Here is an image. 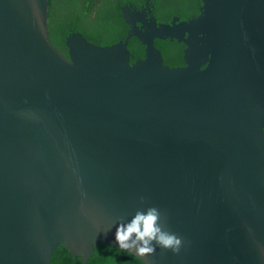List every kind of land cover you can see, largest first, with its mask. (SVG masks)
I'll use <instances>...</instances> for the list:
<instances>
[{"label":"water","instance_id":"1","mask_svg":"<svg viewBox=\"0 0 264 264\" xmlns=\"http://www.w3.org/2000/svg\"><path fill=\"white\" fill-rule=\"evenodd\" d=\"M123 17L125 40L73 31L67 56L49 0H0V264H51L60 246L87 264L149 206L183 244L126 251L145 264H264V0ZM156 39L185 43V64Z\"/></svg>","mask_w":264,"mask_h":264},{"label":"trees","instance_id":"2","mask_svg":"<svg viewBox=\"0 0 264 264\" xmlns=\"http://www.w3.org/2000/svg\"><path fill=\"white\" fill-rule=\"evenodd\" d=\"M146 0H49V37L57 48L68 56L67 37L79 31L90 41L111 45L127 38L130 26L123 17V8L129 5L140 8ZM153 7L158 22L166 23L174 16L188 19L200 14L201 0H147ZM146 1V2H147ZM190 4L191 9L182 5ZM164 62L170 66L185 64L187 45L178 40L156 39ZM131 62L142 58L145 46L136 38L130 40ZM51 264H85L82 256L75 257L65 246L54 252ZM87 264H145L140 258L121 248L100 243Z\"/></svg>","mask_w":264,"mask_h":264},{"label":"clouds","instance_id":"3","mask_svg":"<svg viewBox=\"0 0 264 264\" xmlns=\"http://www.w3.org/2000/svg\"><path fill=\"white\" fill-rule=\"evenodd\" d=\"M143 197L141 200L143 201ZM164 213L155 206L139 208L128 221L120 218L116 240L121 249L144 256L153 254L157 246L178 253L183 238L161 223Z\"/></svg>","mask_w":264,"mask_h":264},{"label":"flooded vegetation","instance_id":"4","mask_svg":"<svg viewBox=\"0 0 264 264\" xmlns=\"http://www.w3.org/2000/svg\"><path fill=\"white\" fill-rule=\"evenodd\" d=\"M146 1H147V0H146ZM146 1L144 2L143 5L140 6V8H138V7H136V8H137V9H146L147 7H151V6H152L151 3H150V2L147 3ZM201 1H202V0H201ZM146 3H147V4H146ZM182 7H183V8H186V9H189V10L191 9L190 4L182 5ZM201 7H202V6H200V12H201ZM152 8H153V7H152ZM152 13H153V9H152ZM199 15H200V14H199ZM199 15H198V16H199ZM198 16H197V17H198ZM174 17H179L181 20H188V19H191V18H196V16H194V17H193V16H189L188 19H182L181 16H174ZM174 17H173V19H174ZM173 19H172V20H173ZM172 20H170V21H168V22H166V23H170V22H172Z\"/></svg>","mask_w":264,"mask_h":264}]
</instances>
